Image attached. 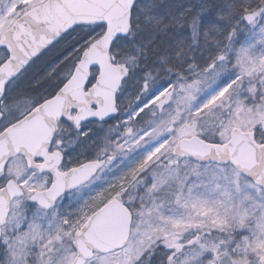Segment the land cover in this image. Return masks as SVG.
Returning a JSON list of instances; mask_svg holds the SVG:
<instances>
[{
  "label": "snow or ice",
  "instance_id": "6c2138e0",
  "mask_svg": "<svg viewBox=\"0 0 264 264\" xmlns=\"http://www.w3.org/2000/svg\"><path fill=\"white\" fill-rule=\"evenodd\" d=\"M0 264H264V0H0Z\"/></svg>",
  "mask_w": 264,
  "mask_h": 264
},
{
  "label": "rangeland",
  "instance_id": "374dc122",
  "mask_svg": "<svg viewBox=\"0 0 264 264\" xmlns=\"http://www.w3.org/2000/svg\"><path fill=\"white\" fill-rule=\"evenodd\" d=\"M174 2L182 3L184 5L196 3L197 0H174ZM243 28V26H241ZM251 34L247 31H241L236 37V44L239 46L240 43L249 41L251 39Z\"/></svg>",
  "mask_w": 264,
  "mask_h": 264
}]
</instances>
